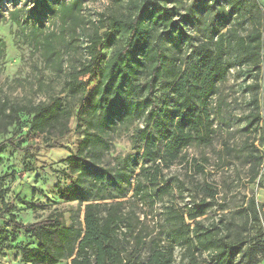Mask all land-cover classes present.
<instances>
[{"label":"rangeland","instance_id":"obj_1","mask_svg":"<svg viewBox=\"0 0 264 264\" xmlns=\"http://www.w3.org/2000/svg\"><path fill=\"white\" fill-rule=\"evenodd\" d=\"M158 1L173 10L174 19H179L180 14L187 16L178 22L177 28L160 27L151 38L152 42L164 46L168 59L175 44H182L184 59L192 45L207 37L216 38L229 28H236L245 35L259 25L264 39V0H243L241 13L238 2L242 0ZM134 13L131 0H0V106L5 99L21 105L41 103L52 95L66 99V70L91 59L90 35L96 30L100 34L110 31L114 44L102 49L104 65L114 51L125 44L129 33L124 25L110 30L109 17L128 18ZM48 42L52 45L50 52L46 50ZM261 69L257 74L247 66H235L225 80L218 83L210 101L213 119L210 141L193 142L182 152L181 161L160 166L154 184V201L142 194H133L134 185L126 197L118 199L124 202V210L131 213L128 217L132 223L131 249H140L146 257L156 243L161 246L174 243L173 264H186V244L175 240V227L166 220L168 208L181 213L202 208L205 214L200 219L214 225L218 236L231 241L240 235L245 247L252 246L258 251L261 259L258 264H264V236L260 234L264 233V119L248 129L245 118L252 110L256 76L263 81L264 67ZM82 78L86 80L88 76ZM98 80H90L87 89H93ZM144 80L145 75L141 77L142 85ZM259 91L262 99V87ZM163 92H157L161 103ZM20 117V124L0 130V142L14 139L20 148L27 149L26 152L15 151L7 145L3 153L0 211L8 203L9 213L24 224L50 216L61 217L70 224L73 216L83 217L84 208L64 196L72 185L66 176L69 170L64 160L77 151L83 140L77 130L79 121L71 118L72 133L55 137L29 132L31 116L21 113ZM134 124L142 125V122ZM143 148L144 144L135 142L131 131L119 128L111 136L110 150L105 153L102 164L123 165L126 159L140 162ZM251 151L257 155L256 160L250 158ZM139 167H135L134 178ZM206 184L217 190L215 198L208 196ZM163 185L170 186L166 193L160 192ZM251 198L257 203L260 222L241 212ZM9 213L5 214L6 219ZM190 222L185 215V223ZM136 234L143 236L141 245L135 241ZM33 241L27 230L13 232L6 220H2L0 264H24L18 247L31 245ZM199 260L201 264L210 263L209 254L204 252ZM59 264L69 263L65 260Z\"/></svg>","mask_w":264,"mask_h":264},{"label":"trees","instance_id":"obj_2","mask_svg":"<svg viewBox=\"0 0 264 264\" xmlns=\"http://www.w3.org/2000/svg\"><path fill=\"white\" fill-rule=\"evenodd\" d=\"M238 4L241 13L244 1ZM131 6L135 13L128 18L109 17L110 30L124 25L129 33L125 44L104 65L102 49L114 44L110 31L100 34L96 30L90 35L91 59L66 70V99L52 95L47 101L23 105L5 99L0 106V130L20 124V114L27 113L31 116L29 132L66 137L72 133L69 124L75 117L80 123L77 130L83 135L77 151L64 160L69 170L66 176L72 182L64 196L84 208L83 217L73 216L70 224L58 216L24 224L9 213L8 203L0 211V222L6 220L13 232L27 230L34 239L33 244L18 247L24 264H59L65 260L69 264H173L174 243L164 246L156 243L146 257L140 249L129 247L131 213L124 210V202L118 199L126 197L134 185L133 194L154 201L160 166L181 161L182 152L193 142L210 141L213 132L210 101L218 83L225 80L232 67L247 66L257 74L264 67V39L259 25L245 35L229 28L216 38L207 37L192 45L184 59L182 44H175L168 59L164 46L151 38L160 27L177 28L178 22L187 16L180 14L179 19H174L173 10L158 0H131ZM48 43L46 50L50 52L52 45ZM85 76L86 80L82 78ZM256 77L252 110L245 117L248 129L264 119V96L262 99L259 96L261 87L264 92V77L261 82L259 75ZM93 78H98V83L87 89ZM158 90H164L162 103ZM135 121H141L142 125H135ZM122 127L132 132L135 142L144 144L142 159L140 162L126 159L123 165L105 166L102 160L110 150L111 136ZM7 145L15 151H27L14 139L0 142V165ZM249 155L252 160L258 158L252 151ZM137 165L139 173L134 178ZM168 188L169 185H163L160 192L166 193ZM205 188L211 198L218 194L208 184ZM242 210L246 217L260 222L254 198ZM204 214L202 208L182 213L168 208L166 220L175 227V240L186 244V264H201L199 255L204 252L209 254L208 264L260 262L258 251L252 246L245 247L240 235L231 241L218 236L214 225L200 219ZM185 215L191 221L188 225ZM260 234L264 236L263 231ZM134 238L139 245L143 243V236L136 234Z\"/></svg>","mask_w":264,"mask_h":264}]
</instances>
